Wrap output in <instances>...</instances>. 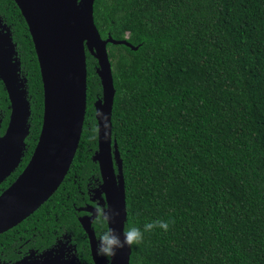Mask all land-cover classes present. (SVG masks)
I'll use <instances>...</instances> for the list:
<instances>
[{"label":"trees","instance_id":"1","mask_svg":"<svg viewBox=\"0 0 264 264\" xmlns=\"http://www.w3.org/2000/svg\"><path fill=\"white\" fill-rule=\"evenodd\" d=\"M0 14L28 78L25 163L42 128L43 81L15 0H0ZM94 20L103 38L139 46H107L125 229L169 224L144 232L130 264H264V0H96ZM86 55L87 110L75 157L59 188L22 224L44 249L70 238L81 264H93L77 208L93 203L102 182L94 155L103 86L97 58ZM94 227L99 234L104 225Z\"/></svg>","mask_w":264,"mask_h":264},{"label":"water","instance_id":"2","mask_svg":"<svg viewBox=\"0 0 264 264\" xmlns=\"http://www.w3.org/2000/svg\"><path fill=\"white\" fill-rule=\"evenodd\" d=\"M96 0H15L28 24L37 52L44 89V115L37 145L23 172L0 194V233L20 223L59 188L75 157L87 110V49L98 60L103 96L95 102L98 150L106 207L118 210L112 221L117 233L125 229L127 202L123 164L113 138L112 113L116 89L108 43L127 40L103 38L94 20ZM11 33L0 32V78L9 91L12 114L0 137V183L18 165L30 131V103L21 87L20 62ZM116 164L118 171H116ZM87 209V208H86ZM91 216L81 223L89 235L96 264L109 261L96 255L97 238ZM121 239L123 237L121 236ZM49 254V252H47ZM132 247L117 251L110 264H130ZM42 264H78L46 255Z\"/></svg>","mask_w":264,"mask_h":264},{"label":"flooded vegetation","instance_id":"3","mask_svg":"<svg viewBox=\"0 0 264 264\" xmlns=\"http://www.w3.org/2000/svg\"><path fill=\"white\" fill-rule=\"evenodd\" d=\"M8 31L11 33L13 42L16 45L17 54L15 55V57H18V60L20 62V75L19 76H20V79H21L20 81L22 84L21 87L26 91V96H27L26 98L30 103L31 114L29 117V124H30V129H31L30 118L32 115V106H31V97L29 95V89H28V78H27V75L22 70V60H21V57L19 55V51L17 48V46H18L17 42L14 40V37H13L12 28L8 24V22L5 20V18L0 14V32L3 33V32H8ZM37 58H38V56H37ZM43 93H44V89H43ZM11 114H12V103H11L10 94H9V91L6 87L5 82L3 81L2 78H0V137H2L7 131V128L9 126L10 119H11ZM29 133H30V131H29ZM29 133H28V135H29ZM28 135L24 140V145L22 147L21 157H20V161H19L18 165L0 183V194L4 190H6L18 178V176L23 172L26 165L30 161V158L34 152V149H35L37 143H36L35 147L33 148L32 152L30 153L28 160L24 163L23 161H24V156L26 154V150H27V141L26 140L28 138ZM1 156L2 155L0 154V157ZM100 173H101V171H100ZM101 177H102V175H101ZM102 183H103V180H102L100 186L98 187V189L96 190L94 196H92L93 203H88V204H85V205L77 208V210L79 212H82L78 216V220H79L82 228L84 229V231L86 233L93 264H96V263L93 259V255H92V247H91V243H90V238H89L88 233L86 232L85 228L83 227V225L81 223V219L82 218L89 219L91 216L93 217L92 228L95 231L96 238H97L98 234H97L96 229L94 227V223H95L96 219L93 216V209L96 208L97 206H103L104 203H105V206H103V207L107 206L105 194L102 190ZM33 213L30 214L28 217H26L24 220H22L20 223L16 224L15 226L11 227L10 229H8L7 231L0 233V264H42L46 255H51L52 257H55L57 259L62 258L64 260L76 259L77 263L81 264V262H82L81 257L75 252L76 245H74L71 242L70 238L66 237L65 239L62 240V238L60 236H58L57 242L52 247H50L48 249L47 248L44 249L43 246H41L39 244V242L37 240H35V238H36L35 232H31V234L29 235L28 229H25L23 227L24 224H22V223L27 218H29L31 215H33ZM7 237H11V238H9V240H8ZM1 239H3V241H1ZM67 241H70V244H68ZM47 252H49V254ZM99 257H101V256H99ZM101 258L105 259L104 257H101Z\"/></svg>","mask_w":264,"mask_h":264},{"label":"clouds","instance_id":"4","mask_svg":"<svg viewBox=\"0 0 264 264\" xmlns=\"http://www.w3.org/2000/svg\"><path fill=\"white\" fill-rule=\"evenodd\" d=\"M119 215L118 210L109 207L97 206L93 209V216L96 221L104 225L97 236L95 252L97 256L104 257L109 264L111 259L116 256L117 251L125 246H139L143 241L144 232H150L154 228L167 230L169 224L167 221H150L143 225V231L137 226H129L127 229H122L120 233L111 227L112 221ZM121 236L123 239H121ZM70 244V241H67Z\"/></svg>","mask_w":264,"mask_h":264}]
</instances>
